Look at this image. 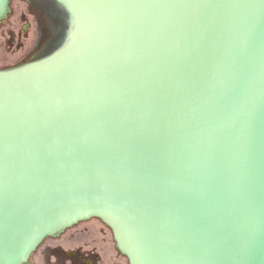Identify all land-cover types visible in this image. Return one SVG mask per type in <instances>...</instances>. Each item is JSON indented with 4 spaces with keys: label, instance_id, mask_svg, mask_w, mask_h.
<instances>
[{
    "label": "water",
    "instance_id": "obj_1",
    "mask_svg": "<svg viewBox=\"0 0 264 264\" xmlns=\"http://www.w3.org/2000/svg\"><path fill=\"white\" fill-rule=\"evenodd\" d=\"M63 3L0 70V264H264V0Z\"/></svg>",
    "mask_w": 264,
    "mask_h": 264
},
{
    "label": "flooded vegetation",
    "instance_id": "obj_2",
    "mask_svg": "<svg viewBox=\"0 0 264 264\" xmlns=\"http://www.w3.org/2000/svg\"><path fill=\"white\" fill-rule=\"evenodd\" d=\"M39 1L41 0H10V13L7 15V18L0 23V34L4 39L3 44L7 45V51H5L3 59H0V70L12 69L33 63L57 51L55 50L51 53L55 38L48 36L46 38L40 29L39 22L42 11L46 10L40 9L38 6ZM47 1L51 2L55 8L57 7L56 9H59L56 11L54 10L52 12L53 14L56 12L57 15L67 16L70 19V14L63 0ZM14 3L21 5V7L17 12L16 20L9 23L10 15L14 14ZM20 23L22 24L19 26ZM66 256L70 258L74 257L75 264L88 263L89 257L86 253H81L78 256L76 253Z\"/></svg>",
    "mask_w": 264,
    "mask_h": 264
}]
</instances>
